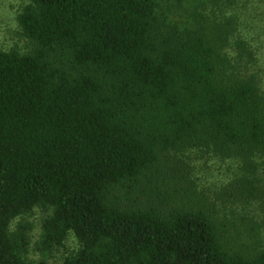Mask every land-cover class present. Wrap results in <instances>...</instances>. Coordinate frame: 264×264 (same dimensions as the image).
Listing matches in <instances>:
<instances>
[{
  "label": "trees",
  "instance_id": "obj_1",
  "mask_svg": "<svg viewBox=\"0 0 264 264\" xmlns=\"http://www.w3.org/2000/svg\"><path fill=\"white\" fill-rule=\"evenodd\" d=\"M248 1L29 0L19 24L32 51L0 49V264H34L31 226H12L35 208L40 245L79 240L63 264H264V249L235 252L200 209L115 194L158 190L170 153L264 158Z\"/></svg>",
  "mask_w": 264,
  "mask_h": 264
},
{
  "label": "rangeland",
  "instance_id": "obj_2",
  "mask_svg": "<svg viewBox=\"0 0 264 264\" xmlns=\"http://www.w3.org/2000/svg\"><path fill=\"white\" fill-rule=\"evenodd\" d=\"M29 0H0V49L32 51L19 24V16ZM248 13L241 15L245 33L257 48H264V0H249ZM255 13V18L250 14ZM259 34V40L257 35ZM259 57V60L261 57ZM264 68V58L261 61ZM264 77V72L262 73ZM158 190L146 194L116 192L130 207L153 204L165 212L175 209H200L235 252L264 249V158L256 157L252 166L240 159L223 158L214 152L194 148L166 156L160 171ZM165 180V181H164ZM46 214L39 208L23 215L13 223L30 226L28 259L34 264H63L81 249L79 240L71 234L64 247L52 249L40 245Z\"/></svg>",
  "mask_w": 264,
  "mask_h": 264
}]
</instances>
